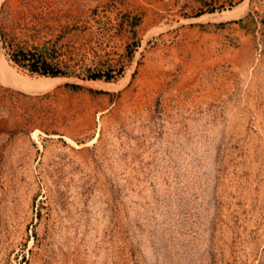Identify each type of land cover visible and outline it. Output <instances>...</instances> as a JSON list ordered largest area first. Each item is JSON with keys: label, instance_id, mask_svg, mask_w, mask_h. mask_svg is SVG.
<instances>
[{"label": "rangeland", "instance_id": "374dc122", "mask_svg": "<svg viewBox=\"0 0 264 264\" xmlns=\"http://www.w3.org/2000/svg\"><path fill=\"white\" fill-rule=\"evenodd\" d=\"M42 8L115 77L0 68V264H264V0H0Z\"/></svg>", "mask_w": 264, "mask_h": 264}, {"label": "trees", "instance_id": "16d2710c", "mask_svg": "<svg viewBox=\"0 0 264 264\" xmlns=\"http://www.w3.org/2000/svg\"><path fill=\"white\" fill-rule=\"evenodd\" d=\"M32 3H26L31 6ZM50 6V5H46ZM43 5V7L47 8ZM42 8L39 12L28 14L24 10L14 13L11 9L2 11L1 21H13L11 29L0 25V34L3 46L7 49L9 59L17 65L27 68L33 73L46 76H78L87 79L112 80L115 77V69L109 67L102 69L99 66L83 67L77 71V66H82L83 57H76L77 53L68 41H64L65 36L78 25L59 24L51 22L52 16ZM8 21V22H9ZM58 29L59 34L55 38L34 42L40 37L41 31ZM70 87L78 90L83 86L77 83H68ZM104 92V91H100Z\"/></svg>", "mask_w": 264, "mask_h": 264}, {"label": "bare ground", "instance_id": "6f19581e", "mask_svg": "<svg viewBox=\"0 0 264 264\" xmlns=\"http://www.w3.org/2000/svg\"><path fill=\"white\" fill-rule=\"evenodd\" d=\"M228 16L233 14H226ZM0 68L3 70L4 73L8 74L12 81L18 83L19 85H22L23 87H38V86H46L50 85L63 77L61 76H46V75H40V76H29V75H23L17 73L15 69H13L9 65V60L6 56H3V54H0ZM96 85H100L103 87H109L111 84L103 82V81H97L94 82Z\"/></svg>", "mask_w": 264, "mask_h": 264}]
</instances>
